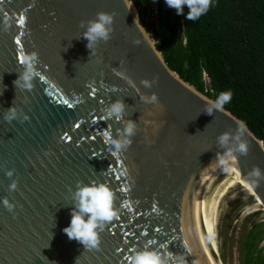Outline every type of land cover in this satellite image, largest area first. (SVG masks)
I'll return each mask as SVG.
<instances>
[{
  "label": "water",
  "instance_id": "1",
  "mask_svg": "<svg viewBox=\"0 0 264 264\" xmlns=\"http://www.w3.org/2000/svg\"><path fill=\"white\" fill-rule=\"evenodd\" d=\"M0 9V23L12 25L0 30V264H127L149 242L171 254L170 264H223L213 243L212 203L220 190L242 182L264 210L263 140L226 108L205 112L214 99L170 67L134 0H5ZM100 12L114 14L115 30L90 50L80 25ZM176 17L171 8L173 27ZM33 51L43 79L24 91L14 81ZM142 80L156 83L147 89ZM152 93L159 105L143 102ZM116 100L126 104L121 122L103 118ZM13 106L22 115L8 123L4 114ZM128 120L137 134L116 153L105 134L116 136ZM241 123L249 150L234 152L226 171L216 163L235 148ZM224 133L233 139L222 146ZM255 168L260 178L250 175ZM13 181L18 188L10 191ZM80 182H103L116 193L119 218L105 227L99 250L63 231Z\"/></svg>",
  "mask_w": 264,
  "mask_h": 264
},
{
  "label": "trees",
  "instance_id": "2",
  "mask_svg": "<svg viewBox=\"0 0 264 264\" xmlns=\"http://www.w3.org/2000/svg\"><path fill=\"white\" fill-rule=\"evenodd\" d=\"M134 1L151 33L145 21L150 0ZM157 2L158 28L152 36L170 67L214 100L221 92L231 91L232 100L224 108L264 142V0H214V6L197 21L177 15L174 27L171 8L165 0ZM255 201L250 196L247 204ZM239 264H264L263 220L248 217Z\"/></svg>",
  "mask_w": 264,
  "mask_h": 264
},
{
  "label": "clouds",
  "instance_id": "3",
  "mask_svg": "<svg viewBox=\"0 0 264 264\" xmlns=\"http://www.w3.org/2000/svg\"><path fill=\"white\" fill-rule=\"evenodd\" d=\"M169 8L175 9L178 16H185L188 21H197L202 16L206 15L214 6V0H165ZM188 9L185 13V9ZM2 11V9H0ZM115 16L114 14L100 12L96 19L81 22L80 27H86L82 38L88 41L87 48L92 50L100 42L107 43L111 40L114 32ZM12 27L9 19H5L0 23V30L8 32ZM40 58L38 52H31L25 54L22 60L23 71L19 73L18 79L14 84L18 89L30 91L34 87V81L43 79L39 70ZM128 83L135 87L134 81L126 78ZM155 80H142L141 84L144 88L151 89ZM232 92H221L214 101L206 107V113L210 114L213 110L223 111L224 106L229 104L232 100ZM145 104L159 105V99L156 93L142 96ZM126 112V104L123 100H116L112 102L108 108L104 110V119L115 120L121 122L124 120ZM21 111L13 106L4 114V119L8 123L20 120ZM26 115L23 116V121L27 120ZM21 121V122H23ZM246 132L245 125L241 123L238 127V135L234 137L236 141L235 148L227 150L223 155L218 157L217 165L223 167L226 171L230 164L235 161L234 152L240 155L248 153V145L241 140ZM137 134V123L133 120H128L125 126L119 130L116 136L112 132L105 134L106 143L116 153L126 152L133 143V137ZM233 139L231 133L222 134L218 140L222 146L228 145ZM6 175L9 178L14 176V171H7ZM251 176L260 178L262 170L259 168L253 169ZM10 191H15L18 188V181L11 183ZM116 193L113 189L103 183L91 182L85 184L80 182L76 185L75 191L71 195V221L68 227L64 228V233L70 240H75L82 244L85 249L99 250L102 243V233L105 227L119 218L120 209L116 206ZM3 205L8 211H14L16 205L4 198ZM149 242L141 250H136L133 254L126 257L127 264H170L172 259L171 254L162 253L161 251L152 248Z\"/></svg>",
  "mask_w": 264,
  "mask_h": 264
},
{
  "label": "rangeland",
  "instance_id": "4",
  "mask_svg": "<svg viewBox=\"0 0 264 264\" xmlns=\"http://www.w3.org/2000/svg\"><path fill=\"white\" fill-rule=\"evenodd\" d=\"M158 8L157 0H150L149 13L145 21L147 26L151 27V33L158 28ZM250 196L251 192L236 182L220 190L215 197L217 200L215 241L223 264L225 263L222 255H225L226 264H239L240 240L248 217L253 216L264 221V210L260 203L256 200L253 204H247Z\"/></svg>",
  "mask_w": 264,
  "mask_h": 264
},
{
  "label": "bare ground",
  "instance_id": "5",
  "mask_svg": "<svg viewBox=\"0 0 264 264\" xmlns=\"http://www.w3.org/2000/svg\"><path fill=\"white\" fill-rule=\"evenodd\" d=\"M238 183L240 185H242L249 192H252L251 188L246 183H242V182H238ZM216 206H217V200L215 198L213 203H212V211H211V231H212V237H213V243H214L215 251L217 250L216 241H215L216 240V225H217V212H216L217 208H216ZM218 264H220V263L218 262Z\"/></svg>",
  "mask_w": 264,
  "mask_h": 264
},
{
  "label": "snow or ice",
  "instance_id": "6",
  "mask_svg": "<svg viewBox=\"0 0 264 264\" xmlns=\"http://www.w3.org/2000/svg\"><path fill=\"white\" fill-rule=\"evenodd\" d=\"M4 2H5V0H0V3H4ZM19 23H20L21 26L24 25L25 21H24L23 17H20L19 18ZM20 34L23 35V33H20ZM16 43L19 44L21 42H20V40L17 39ZM89 87H90V90L91 91H93V92L95 91V89H92L91 86H89ZM64 103L65 104H68V101H64ZM68 106L71 107V105H68ZM76 127L78 128V127H80V125L77 124ZM157 231H159V229H157Z\"/></svg>",
  "mask_w": 264,
  "mask_h": 264
},
{
  "label": "built area",
  "instance_id": "7",
  "mask_svg": "<svg viewBox=\"0 0 264 264\" xmlns=\"http://www.w3.org/2000/svg\"><path fill=\"white\" fill-rule=\"evenodd\" d=\"M154 33V32H153ZM153 33H151V34H153Z\"/></svg>",
  "mask_w": 264,
  "mask_h": 264
}]
</instances>
